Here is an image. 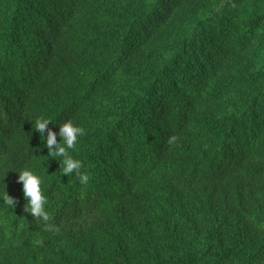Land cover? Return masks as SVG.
Returning <instances> with one entry per match:
<instances>
[{"label": "trees", "instance_id": "16d2710c", "mask_svg": "<svg viewBox=\"0 0 264 264\" xmlns=\"http://www.w3.org/2000/svg\"><path fill=\"white\" fill-rule=\"evenodd\" d=\"M37 117L84 128L87 185ZM6 191L0 264H264V0H0Z\"/></svg>", "mask_w": 264, "mask_h": 264}, {"label": "clouds", "instance_id": "9594fccd", "mask_svg": "<svg viewBox=\"0 0 264 264\" xmlns=\"http://www.w3.org/2000/svg\"><path fill=\"white\" fill-rule=\"evenodd\" d=\"M33 121V128L40 134L41 140L45 142L44 146L48 149V157H59L57 160L60 162V173L68 177L74 174L81 185H87L90 181V173L82 170V161L73 155L78 147L79 139L84 135V128L72 120H66L59 124V133L48 128L45 135V129L53 121L45 117H37ZM57 135L61 138L59 141ZM17 172L19 173L18 182H22L23 196L26 198V211L35 218L48 222L50 220L49 201L42 187L43 176L31 167H25ZM0 200L14 207V198L7 191L0 193Z\"/></svg>", "mask_w": 264, "mask_h": 264}]
</instances>
